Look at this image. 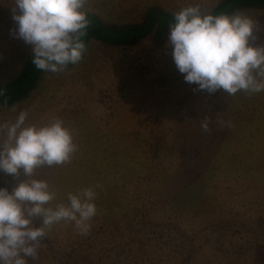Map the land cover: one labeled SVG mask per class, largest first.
Listing matches in <instances>:
<instances>
[{"label": "rangeland", "instance_id": "1", "mask_svg": "<svg viewBox=\"0 0 264 264\" xmlns=\"http://www.w3.org/2000/svg\"><path fill=\"white\" fill-rule=\"evenodd\" d=\"M219 1L89 0L86 11L119 25L139 22L150 6L210 12ZM13 6L0 0V83L32 53L16 35ZM240 12L259 22L264 43V9ZM171 52L150 37L125 47L91 41L78 63L46 71L26 99L0 109V123L27 110L29 124L60 117L72 130L71 163L35 172L56 193L49 206L82 188L98 194L90 231L52 225L28 264H264V91L195 90ZM0 174L9 192L28 179L23 169Z\"/></svg>", "mask_w": 264, "mask_h": 264}, {"label": "clouds", "instance_id": "2", "mask_svg": "<svg viewBox=\"0 0 264 264\" xmlns=\"http://www.w3.org/2000/svg\"><path fill=\"white\" fill-rule=\"evenodd\" d=\"M89 0H14L12 19L16 35L31 45L35 68L57 73L78 63L86 50L83 38L90 21ZM167 45L184 80L214 94L230 96L238 91H264V43H258L259 22L243 12L231 15L202 11L189 5L174 13ZM12 111H16L15 106ZM22 110L14 121L0 123L6 139L0 143V171L14 176L20 170L28 179L11 192L0 187V264H28L38 259L46 229L62 221L73 222L80 234L91 229L97 213V192L92 187L67 194L68 203L49 206L56 193L49 183L36 179L38 168L71 163L78 150L72 130L60 117L42 125L27 123ZM212 118L201 117V129L209 132ZM220 128L226 122L217 118ZM42 218L35 227L34 219Z\"/></svg>", "mask_w": 264, "mask_h": 264}, {"label": "trees", "instance_id": "3", "mask_svg": "<svg viewBox=\"0 0 264 264\" xmlns=\"http://www.w3.org/2000/svg\"><path fill=\"white\" fill-rule=\"evenodd\" d=\"M264 9V0H220L212 9V14L231 15L236 11ZM90 21L87 35L83 38L87 46L91 41L109 47H125L138 44L150 37L153 46L160 48L167 43L169 23L174 19V12L158 6L146 8L143 17L136 23L110 24L103 21L97 14L87 12ZM86 50L82 59L85 57ZM81 59V60H82ZM33 53L24 61L19 73L12 79L0 83V109L26 99L38 85L41 76L46 72L35 68ZM75 64H69L67 68Z\"/></svg>", "mask_w": 264, "mask_h": 264}, {"label": "crops", "instance_id": "4", "mask_svg": "<svg viewBox=\"0 0 264 264\" xmlns=\"http://www.w3.org/2000/svg\"><path fill=\"white\" fill-rule=\"evenodd\" d=\"M0 51H3L2 46H0ZM3 57H4L3 54H0V58H3ZM4 81H7V80H3L2 82H4ZM32 92H34V91H32ZM32 92H31V93H32ZM5 139H6V138H5ZM0 176H1V177H0V185H1V184H2V179H1V178H2L3 175L0 174ZM14 188H15V187H14Z\"/></svg>", "mask_w": 264, "mask_h": 264}]
</instances>
